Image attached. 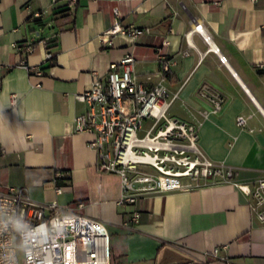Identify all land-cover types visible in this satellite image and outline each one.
Masks as SVG:
<instances>
[{"label":"crops","instance_id":"0c3cea01","mask_svg":"<svg viewBox=\"0 0 264 264\" xmlns=\"http://www.w3.org/2000/svg\"><path fill=\"white\" fill-rule=\"evenodd\" d=\"M117 21L145 31L104 36ZM128 55L143 83L177 95L169 116L197 126L198 146L233 169L230 182L118 204L119 178L98 169L93 136L73 121L87 110L77 96L91 73L104 77ZM202 89L224 101L207 118ZM0 150V193L23 188L34 203L111 227L112 264H264V221L234 185L264 179V0H0Z\"/></svg>","mask_w":264,"mask_h":264},{"label":"built area","instance_id":"2783aa9c","mask_svg":"<svg viewBox=\"0 0 264 264\" xmlns=\"http://www.w3.org/2000/svg\"><path fill=\"white\" fill-rule=\"evenodd\" d=\"M144 31L117 21L104 36L135 38ZM14 47L25 55L33 52L31 44ZM52 56L46 53V60ZM219 60L226 62L223 56ZM158 64L159 74L165 78L170 60L160 57ZM137 67L128 55L111 64L104 77L92 72L89 89L77 96L87 110L73 121L75 133L93 136L89 144L97 154L98 169L119 178L118 204H135L155 193L191 191L206 182H230L233 169L212 161L198 146L197 126L169 116L177 95H170L162 83H143ZM29 73L41 75L42 71L33 68ZM200 96L211 106L202 112L204 118L221 111L224 101L220 95L202 89ZM246 121L239 116L236 126L244 128ZM144 123L148 129L140 137ZM234 185L252 198V210L264 221V179L252 187ZM138 219L139 214L134 213L131 220ZM110 232L111 227L101 221L55 202L34 203L23 188L10 187L0 193V264H111Z\"/></svg>","mask_w":264,"mask_h":264},{"label":"trees","instance_id":"16d2710c","mask_svg":"<svg viewBox=\"0 0 264 264\" xmlns=\"http://www.w3.org/2000/svg\"><path fill=\"white\" fill-rule=\"evenodd\" d=\"M53 58H54V56H52V58L49 59L48 61L53 60ZM67 182H68V177H66V176H64V177H60V178H57V179H56V184H57L58 186H64L65 183H67Z\"/></svg>","mask_w":264,"mask_h":264},{"label":"rangeland","instance_id":"374dc122","mask_svg":"<svg viewBox=\"0 0 264 264\" xmlns=\"http://www.w3.org/2000/svg\"><path fill=\"white\" fill-rule=\"evenodd\" d=\"M143 128H144V131H141L138 133V136H140V137H142L144 135L145 131L148 129V125L146 123H144ZM18 257H21L20 251H18Z\"/></svg>","mask_w":264,"mask_h":264},{"label":"bare ground","instance_id":"6f19581e","mask_svg":"<svg viewBox=\"0 0 264 264\" xmlns=\"http://www.w3.org/2000/svg\"><path fill=\"white\" fill-rule=\"evenodd\" d=\"M112 264V263H111Z\"/></svg>","mask_w":264,"mask_h":264}]
</instances>
